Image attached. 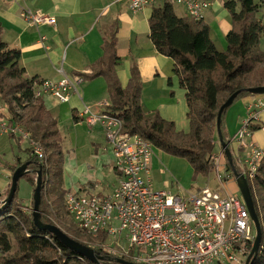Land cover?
<instances>
[{
    "label": "trees",
    "instance_id": "16d2710c",
    "mask_svg": "<svg viewBox=\"0 0 264 264\" xmlns=\"http://www.w3.org/2000/svg\"><path fill=\"white\" fill-rule=\"evenodd\" d=\"M263 4L264 0H223V6L230 15L224 50L216 47L203 19L194 20L185 13L177 15L169 0L151 5L149 38L158 53L173 61L172 71L185 90L188 131L176 129L173 121L157 111L145 110L136 65L131 67L126 86L121 85L116 73L119 63L116 30L112 28L103 46L100 65L88 76H102L105 80L110 102L105 112L121 120L123 132L138 134L162 152L186 159L195 175L209 176L213 169L211 156L219 145L216 142V117L220 105L236 90L264 85V51L260 49L264 24L257 18ZM41 82L37 77L25 74L24 67L20 65V49L8 45L0 37V123L20 127L43 148V157L39 158L27 146L23 150L27 153L25 161L17 156L11 171L28 161L30 171L23 177L33 185V171L40 168L41 220L62 227L71 238L109 258V253L102 249L106 239L104 233L92 237L75 225L62 226L66 214L63 199L72 191L62 186L63 136L56 118L46 108L42 97L36 94ZM246 95L251 94L242 91L235 100ZM224 112L221 132L224 140H228L223 133ZM258 128L259 123L251 125L252 132ZM9 135L14 137L16 134ZM20 139L21 135L17 140ZM235 166L238 169L236 163ZM226 167L230 168L228 163ZM46 179L51 186L48 200L43 195ZM247 182L262 230L259 252L250 264H264V156L255 178ZM85 189L86 186L80 188ZM8 191L9 188L5 197ZM4 199L0 201V264H95L34 225L33 201L30 211L21 202L17 190L10 201L4 202ZM109 262L103 260L99 264Z\"/></svg>",
    "mask_w": 264,
    "mask_h": 264
},
{
    "label": "built area",
    "instance_id": "2783aa9c",
    "mask_svg": "<svg viewBox=\"0 0 264 264\" xmlns=\"http://www.w3.org/2000/svg\"><path fill=\"white\" fill-rule=\"evenodd\" d=\"M156 1L130 0V8L137 12ZM169 1L183 7L190 18L204 20L206 11L216 0ZM25 17L30 24L53 22L52 16L38 11L28 10ZM82 80V76L74 80L67 77L58 81L42 80L36 94L50 92L58 101L65 102L76 90V83ZM109 105V101L100 102L98 113L85 106L80 116L89 127L101 125L118 180L109 194L68 192L63 205L73 224L92 237L104 233L106 239L102 249L108 255L136 263L245 264L255 228L242 196L222 194L210 187L184 194L154 190L149 170L153 145L138 134L123 132L121 120L105 112ZM258 108L264 109V100L248 105L247 115L232 138L247 150L245 158L237 162V170L247 181L255 178L264 156V148L251 140V125L259 120ZM1 134H20L28 140L32 154L43 157L42 146L20 127L1 122ZM223 155L220 147L211 156L220 182L234 177L226 167L227 162L225 177L219 173Z\"/></svg>",
    "mask_w": 264,
    "mask_h": 264
},
{
    "label": "crops",
    "instance_id": "0c3cea01",
    "mask_svg": "<svg viewBox=\"0 0 264 264\" xmlns=\"http://www.w3.org/2000/svg\"><path fill=\"white\" fill-rule=\"evenodd\" d=\"M151 7L148 5L133 12L130 0H0V37L8 45L20 49V65L28 77L58 81L63 77L74 80L82 76V82L76 83V90L71 93L68 101L60 102L50 92H42L40 96L57 122L63 113L65 118L71 116L75 127L87 129L86 123L81 121L82 109L87 106L92 112H100L99 103L107 101L108 94L102 76H88L100 65L104 43L110 30L115 28L116 53L119 56L116 73L121 85L126 86L131 67L136 65L141 81V102L145 110L157 111L162 117L173 121L176 129L181 130L188 124L185 90L180 87L178 77L172 71V59L158 53L149 38L148 18ZM181 9L185 13L183 7ZM28 10L48 14L53 17V22L30 24L25 17ZM257 18L264 24V4ZM204 22L209 26L212 40L215 37H220V40L225 38L230 29V15L223 6V0L212 3L205 13ZM263 35L260 46L264 40ZM243 98L234 114H238L241 108L245 114L239 119L235 117L236 127L230 123L235 115L227 116V109L223 114V133L230 143L242 118L247 114L248 105L264 100V94H251ZM263 110L258 111L259 124L264 120ZM226 127H229L227 132ZM101 129L99 127V133ZM262 130L264 128L260 126L251 135V140L260 148H264V134L258 135ZM79 144L77 142L72 154H65L62 181L66 189L72 192L102 193L99 182L104 168L113 165L111 149L107 143L90 142L95 165L87 168L78 162ZM235 145L239 151L246 150ZM153 166L151 158L150 175ZM11 174V166L7 167L0 161V200L9 188ZM71 177H78L76 184L70 181ZM85 186V190H80Z\"/></svg>",
    "mask_w": 264,
    "mask_h": 264
},
{
    "label": "rangeland",
    "instance_id": "374dc122",
    "mask_svg": "<svg viewBox=\"0 0 264 264\" xmlns=\"http://www.w3.org/2000/svg\"><path fill=\"white\" fill-rule=\"evenodd\" d=\"M220 1V0H219ZM257 2H260V0H256ZM162 3V0H158L156 4ZM172 6L174 8V11L177 15H181L183 13L181 7L177 4L172 3ZM183 15V14H182ZM264 36V35H263ZM214 42L216 43L217 47L219 49H225L226 47V40L223 37L222 40L219 38H213ZM260 49L264 51V40L262 41V45L260 46ZM105 81V80H104ZM258 95V94H255ZM107 101H109V96L107 94ZM244 100L243 97L238 98L237 100H234V102L227 108L226 115L231 116L236 113L237 108L239 106L240 101ZM100 102V101H99ZM98 103V102H97ZM264 111V110H263ZM239 114V115H238ZM238 114H234L233 121L231 120L230 123L233 126V123L236 127L235 117L239 119V117L245 114L244 110L241 108L240 112ZM238 115V116H237ZM247 115V114H246ZM246 115L242 118L244 119ZM258 119L260 120V113L258 115ZM243 121V120H242ZM241 121V122H242ZM226 122V121H225ZM264 122V120H263ZM261 122L259 125L264 128V123ZM258 123V122H257ZM256 123V124H257ZM241 124V123H240ZM58 127L61 131V134L63 136V150L65 154H72L76 148L77 142H79L81 145L80 148L77 150L78 152V162L83 163L84 167H87L89 165H95V159H92V149L90 142L97 141L103 145L107 143L104 133L102 135L99 133V127L100 124H95L91 128L88 127L86 124V127L89 131H87L86 128H77L73 125V120L71 116L65 118L64 114L61 113L59 115L58 119ZM240 127V126H239ZM102 128V127H101ZM182 131H188L189 125L187 124L186 127L180 128ZM229 129V127H226V132ZM264 134V130L259 131L258 135ZM18 136L20 134H16L14 137H11L9 134H3L0 135V161L5 163L7 167L10 165L12 166L16 160V157L21 154V160L25 161L27 157V153L23 151L27 145L29 147L28 140L21 136L20 140H17ZM264 138V135H263ZM216 142H218V137L216 139ZM235 141H231L229 144L231 149V154L233 157L234 164L243 158H245V155L247 153V150H238ZM78 145V146H79ZM219 145H216V152L219 151ZM21 149V150H20ZM31 151V150H30ZM21 152V153H20ZM31 154V153H30ZM223 155L221 157L222 166L219 168V173L222 177H225L227 174V171H225V163L227 162L226 157ZM152 159L154 162L153 169H151V184L152 188L154 190H166L170 192L171 194H184L187 192H195L199 189L210 187L211 189H218L221 191L222 194H234L239 197H241V194L239 192L237 183L234 179V177H230L228 179H223L222 182H220L217 179V170L214 168L212 172L209 174V176L204 177L201 175H195L193 172V169L191 165L187 162L186 159L176 156L168 155L161 150L157 148H153V155ZM76 161V163H78ZM150 168V167H149ZM33 185L30 184L25 177H21L18 181V189H17V195L19 198L22 199V203L28 207V210L31 211V204H32V193L33 189L35 187V181H36V173L33 171ZM71 182L76 184L78 181V177H71ZM118 180L117 173L113 167V165L108 166L104 168L103 171V177L100 179V188L99 190L103 194H109L112 192L113 188L115 187ZM167 183V185L165 184ZM51 183V182H50ZM66 184H62L63 188L66 189ZM51 189V186L49 183H45V189H43V195L48 200V193ZM4 199V198H3ZM2 199V200H3ZM0 200V201H2ZM64 200V199H63ZM65 221H63L62 225L63 227H66L68 225H74L73 222L70 220V218L65 214L64 215ZM115 226H118V222L114 223ZM60 227V226H59ZM76 227V226H75ZM63 231L64 229L60 227ZM123 235L119 236V239H121ZM123 242V241H122ZM15 247V246H14ZM109 264H118L116 262H109Z\"/></svg>",
    "mask_w": 264,
    "mask_h": 264
},
{
    "label": "water",
    "instance_id": "95a60500",
    "mask_svg": "<svg viewBox=\"0 0 264 264\" xmlns=\"http://www.w3.org/2000/svg\"><path fill=\"white\" fill-rule=\"evenodd\" d=\"M242 91H247L250 94H264V85L261 86H255V87H248L245 89H239L231 93L226 100L220 105L218 112H217V117H216V130H217V136H218V144L223 150V153L226 157L227 163L231 169V172L234 176V179L237 183L239 192L246 204L247 210L249 212L250 218L253 221L254 228H255V237L254 241L252 244V247L246 256L245 259V264H250L251 261L256 257V255L259 252V248L261 245V240H262V230L259 222V218L255 212L254 208V203L252 199V195L249 189V185L247 182V179L244 177V175L239 172L233 162V157L229 148V140H224L222 132H221V116L224 111L234 102L236 97L242 92ZM29 162L26 161L19 166L16 167V169L12 172L11 174V180L9 184V191L7 196L4 199V202L10 201L18 186V181L19 179L27 172H29L28 168ZM36 173V181H35V187L33 189L32 193V201H33V206H32V218H33V223L34 225L40 229V230H46L49 233H51L56 239H58L65 247L68 249L74 251L75 253L84 256L88 260L94 262L95 264H99L103 260H108V261H113L118 264H142V263H136L132 261L125 260L123 258L119 257H109L106 258L104 256H100L99 254L96 253V251L71 238L66 232H64L60 227L54 225V224H48L44 223L41 220V214L39 211V206L41 203V190H42V174H41V169L39 168L38 170L35 171Z\"/></svg>",
    "mask_w": 264,
    "mask_h": 264
}]
</instances>
